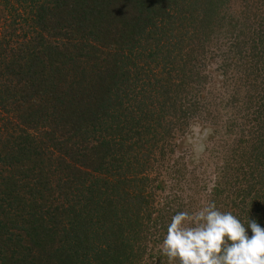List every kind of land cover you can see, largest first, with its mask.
Listing matches in <instances>:
<instances>
[{
	"label": "trees",
	"instance_id": "obj_1",
	"mask_svg": "<svg viewBox=\"0 0 264 264\" xmlns=\"http://www.w3.org/2000/svg\"><path fill=\"white\" fill-rule=\"evenodd\" d=\"M238 1L0 0V264H149L171 218L154 152L211 116L196 69L218 45L256 129L226 184L264 199V0Z\"/></svg>",
	"mask_w": 264,
	"mask_h": 264
},
{
	"label": "rangeland",
	"instance_id": "obj_2",
	"mask_svg": "<svg viewBox=\"0 0 264 264\" xmlns=\"http://www.w3.org/2000/svg\"><path fill=\"white\" fill-rule=\"evenodd\" d=\"M259 3V0H239L235 3L234 9L236 11L241 9V11L251 14L254 10L260 16ZM218 47L220 46H215V49L212 50L216 54L215 58L208 57L206 65L196 69L201 71L205 98L208 101L206 110H210L211 113L209 118L195 119L202 128L211 130L204 141V150L197 155L193 145L187 142L189 127L184 132L181 129L172 130L170 138L164 139L165 143L160 144L158 150L156 149L154 152V170L150 172L152 178H156V182L150 186L155 190L152 207L163 210L165 218L168 215V219L179 211L194 212L208 203H215L218 210L231 212L247 228L249 216L254 217L252 215L255 213V204L263 203V195L257 192V187L253 189L252 195H248L250 192L247 189L248 185H241L242 183H239L242 187L227 185L228 176L235 172L242 175V172L246 170L239 172L235 170L243 168L242 162L240 166L233 165L234 169L228 167V170L225 161L228 159L233 161V154L248 150L250 147L248 142H252L250 137L254 135L256 129L253 127V123L251 124L241 113L244 97L248 91L246 85H244L245 90L242 85L239 89L237 84H239V77L242 79V76L238 74L245 68L233 65L227 69L229 63L223 62V59L217 56V54H222ZM261 77L263 79V76ZM237 88L239 93L236 96ZM262 97L264 100V93ZM256 103L259 104L258 100ZM237 119H239L238 122ZM212 122L217 123L215 127L211 125ZM232 122L238 126L233 130L230 128ZM242 138L247 142L246 145L242 142ZM161 150L162 155L158 153ZM240 160L238 159V161ZM246 160L249 162L248 157L245 158V162ZM224 173L227 174L224 175ZM238 188H241L242 191L247 189V193L236 191ZM217 192H220L221 196L214 195ZM165 222L166 225H163L162 222L158 224L160 225L159 234L163 232L162 228L168 226L171 218ZM248 235L251 236L250 229H248ZM163 239L164 236L154 243L155 238H153L154 242L150 245L149 254L144 255L145 263L156 264L157 262L151 258V255L154 254L162 259L161 263L168 264L167 257L162 255L159 249Z\"/></svg>",
	"mask_w": 264,
	"mask_h": 264
},
{
	"label": "clouds",
	"instance_id": "obj_3",
	"mask_svg": "<svg viewBox=\"0 0 264 264\" xmlns=\"http://www.w3.org/2000/svg\"><path fill=\"white\" fill-rule=\"evenodd\" d=\"M210 131L197 123L189 126L187 142L197 155ZM159 249L168 264H264V228L255 219L246 228L231 212L208 203L173 215Z\"/></svg>",
	"mask_w": 264,
	"mask_h": 264
}]
</instances>
